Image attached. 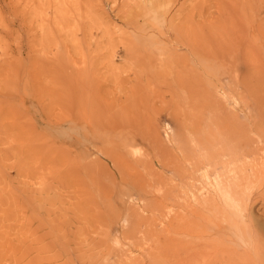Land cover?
Masks as SVG:
<instances>
[{"label": "rangeland", "instance_id": "1", "mask_svg": "<svg viewBox=\"0 0 264 264\" xmlns=\"http://www.w3.org/2000/svg\"><path fill=\"white\" fill-rule=\"evenodd\" d=\"M254 1L0 0V264H167L174 242L168 246L167 231L173 228L167 222L184 208L188 220L197 218L211 232L216 211L200 208L191 194H212L214 174L205 184L189 163L201 164L208 140L215 141L219 157L229 152L216 112L222 111L223 124L230 117L224 132L231 148L264 129V121L249 118L254 112L244 99L243 77L251 70L244 57L257 50L264 83V0ZM225 24H231L228 30ZM223 30L229 32L226 41ZM196 45L212 50L215 62L221 60L239 77L211 79L190 52ZM181 57L187 68L175 65ZM179 127L190 156L181 164L191 179L171 173L170 151L182 155L173 145ZM76 134L87 141L77 144ZM255 148L262 157L264 144L256 141L250 149ZM135 156L145 168L134 164ZM248 157L254 162L253 155ZM173 188L189 194L188 200L171 197ZM260 189L246 212L264 222ZM208 234H176L174 244L191 249L202 242L211 251ZM238 243L248 256L259 252L260 244ZM251 257L248 262H260ZM243 261L237 258L234 264Z\"/></svg>", "mask_w": 264, "mask_h": 264}, {"label": "bare ground", "instance_id": "2", "mask_svg": "<svg viewBox=\"0 0 264 264\" xmlns=\"http://www.w3.org/2000/svg\"><path fill=\"white\" fill-rule=\"evenodd\" d=\"M257 1L255 0L254 2H257ZM250 3H251V1H250ZM244 7H245L244 9H246V6H244ZM234 9L236 12V7ZM259 9H260V7H259ZM249 10H250V8H249ZM260 10H262V9H260ZM260 10H258V11H260ZM247 11H248V9H247ZM263 11H264V9H263ZM234 18L235 17H232V19H231V16L229 17V19H231V20H233ZM237 18H238V16H237ZM226 19H228V18H226ZM240 20H241V18H240ZM222 21H223V23H221V24H224L225 23L224 19H222ZM234 21H236V20H234ZM234 21H232V22L234 23ZM220 22H221V20H220ZM239 22L242 24V20H241V21L236 22L237 25L239 24ZM216 24H218V23H216ZM216 24H215V26H216ZM228 25L229 24L226 25L227 30L229 29ZM230 26H231V24L229 25V27ZM250 26H251V24H250ZM217 27L220 29V26H217ZM257 27L261 28L259 25ZM214 28H216V27H214ZM234 29L235 28L233 26V28H231V30H230V33H231V31L235 32L236 29H235V31H233ZM215 30H217V28ZM237 30H240V29L237 28ZM226 31H224V32L226 33ZM246 31H247V28H246ZM221 32H222V30H221ZM260 32H262V31H260ZM212 33H211V36H212ZM228 33H226V37L224 35L225 38H223V36L221 35V37L223 38L224 41H226ZM239 33H241V32H239ZM219 35H220V32H219ZM232 35H234V34H232ZM243 35L246 36V33ZM214 36H215V34H214ZM217 36H218V34H216V38H217ZM238 36L239 35H236V37L238 39V41L237 40L236 41H237V43H240L241 41H239ZM240 36H241V34H240ZM218 37H219L218 39L221 40L220 36H218ZM244 39L242 41H244ZM258 40L259 39H257V41ZM262 40H264V39H262ZM219 42H221V41H219ZM219 42H217V43H219ZM259 42L262 43L261 41H259ZM211 43L215 44L214 41H212ZM248 43H250V42H248ZM251 44L252 43L249 44L250 47H252ZM183 45H184V43H183ZM185 45H186V43H185ZM198 46L196 47L197 49H191L189 47L191 49V51L190 50L189 51L192 52V54H194L195 57L197 54V61H198L197 63L199 65V67H201L203 69V72L205 74L210 75L211 79H214V81H219V79L221 78L222 75L223 76L229 75V77L227 76V78H231L232 76L239 77V76H237L238 74H233L237 70L230 73L231 67H230V69H229V67L227 68L225 65L222 64L221 60L218 62H215V60L217 58L215 56L209 55V53L213 54L212 50H211V52H209L207 50L208 52L206 53V51L203 52V51L198 50L199 49ZM216 46H217V44H216ZM233 46H234V43H233ZM238 46H239V44H238ZM245 46H247V44ZM245 46H243L242 50L243 49L246 50L244 48ZM262 46L264 47V43ZM222 47H223V45H222ZM230 47L231 46H229V49H230ZM235 47L236 46H234V48ZM240 47H241V45L239 46V48ZM250 47L249 48L246 47V48H248L247 50H250ZM213 50H215V49H213ZM233 50L236 51L235 49H231V51H229V52H230V55L234 56V54H231V52ZM254 50H256V47ZM234 51L232 53H234ZM237 51H238V49H237ZM245 52L248 53L251 51H245ZM257 53L255 54V53L251 52L250 53L251 57H248V56L244 57V59L247 58V60H245L247 63H245V64L248 65V67H251L250 72L247 73L246 75L244 74L245 77H243L247 81V87H246L244 99H245L246 104H249V106L251 107V109H252L251 112H254L252 114H249V116H250L249 118H251L254 122L256 121V123H257V121H260V124H261V122L264 121V83H263V80L260 79V77L263 73L260 69V66H261L260 65V60H261L260 50H257ZM238 54H239V52H238ZM174 55H177V54H174ZM194 55H193V57H194ZM225 55H227V54H225ZM222 56H223V53H222ZM240 56H241V53H240ZM240 56H239V58H240ZM222 59H223V63L227 62V61H225L224 57H222ZM232 59L240 60L241 58L235 59V57H234ZM244 59H243V61H244ZM174 60H176V59H174ZM228 60H229V57H228ZM236 64H234V65L232 64L233 65L232 67H234ZM175 65H182L183 67H186V68L188 67L187 66L188 65L187 60L183 59V57L179 58V64H178V62H177V64L175 62ZM231 70H233V69H231ZM176 72H175V74L177 76L178 73H176ZM180 75H182V74H180ZM176 76H175V78H176ZM177 80H180V79H177ZM204 101L207 102L206 100H204ZM221 114H222V111H221V113L216 112L214 114V117H215L216 123H220L224 126V128L222 129V133L224 134V136L226 135V139L223 138L224 144H222V145H224L225 147L227 146L226 151L227 152L229 151V152L228 153L223 152L222 155L226 156V157L225 158L219 157V153L216 152L215 147H214L215 141L213 142L211 140H208L207 142H205L207 145H205L203 143L204 147L202 146L203 150H204V154H203V159L199 161L201 164L196 163L194 165L192 162L189 163L193 170L198 171V172L201 171L200 174L202 175V177H200V180L205 182V184H207V182H208L207 178H208L209 173L214 174V182L211 185L212 194H209V192H211L210 190L206 191L207 194L206 193L204 194L203 191H201V195L200 194H194V193L191 194V200L194 201L198 206H200V208H202V209L203 208L214 209V211H216L215 213L217 214V220H216V222L211 223L212 225L209 226V230L211 229V232L212 231L213 232L211 233V232L207 231V229H205L203 227L201 228V226L199 225L200 222H195L197 220V218L195 219V221L188 220L186 218V216H184L185 213L183 214L181 212V210H184L185 208L178 210L183 215H181L180 213L177 215L178 212L176 211L177 216L176 217L174 216L175 221H173V219H171L169 222H167V228L168 227H169V229L173 228L172 229L173 231H171V232L166 230L167 235H168L167 238H169V240L167 239L168 246L170 244L172 245V242L174 241L173 246L170 247L171 251H169L167 253V256H166V258H167L166 263L167 264H234V259H237V258L244 259L245 264H264V222L261 221V218L258 219L256 217H254L255 215L254 216L252 214L247 215V212H246L247 208L249 207V205H251L252 201L255 202V200L257 199V198H255V200H254L255 196L253 197V194L255 193V191L262 188V186L264 187V159H263L264 154L261 157V154H262V153H260L261 149H258V148L250 149L251 145L252 144L254 145V143L256 141L260 142V144L261 143L264 144V129L261 128V129H263L262 131L255 133V137L250 136V137L245 138L243 140L242 144L239 146V148L238 147L237 148L236 147L231 148L228 146V144H227L228 142L226 141L227 140L226 131L224 132V130L228 131L229 127L231 126L230 120H229L230 117H227L226 119L224 117V120L226 121V123L224 121V124H223V123H221V121L223 120L221 118ZM220 118L222 120H220ZM251 119H249V120H251ZM253 121H251V123ZM256 123L253 125H256ZM263 126H264V123H263ZM257 128H259V126ZM179 129H180L179 138H178V140L177 139L175 140L173 145L175 148H177L180 151V154H182V155L181 156L175 155L173 152L170 151V153H172V154H170V156L172 155V157H170V158H172V159H170V160H172V161H170V163H172V165H173V169H172L173 172L171 170L170 171L173 174L175 173L176 176L181 177V179H185V178L191 179L192 178L191 177V171H190V173H188L189 170H187L181 164V162H183L181 160L186 159V161H190V158H189L190 156L187 155L188 153H186V148L188 145L187 136H186L185 132L182 131V127H179ZM247 135L248 134H246L244 136H247ZM249 135H251V134H249ZM203 136H205V135H203ZM75 137H77V134ZM75 137H74V139H75ZM204 138L206 140L207 136ZM77 141H78L77 144H79V141L81 143L83 141V144H84V142L87 141V138L85 136H82L80 139L77 137ZM234 141L236 142L235 139H234ZM225 142H227V143H225ZM229 142L231 144V141H229ZM231 146H232V144H231ZM261 146H263V145H261ZM100 150H102V149H100ZM105 151L107 153L106 149H105ZM105 151H103V152H105ZM106 153H103V154L106 155ZM107 154H109V152ZM124 154H126V152ZM249 154L254 156L253 159H254L255 163L253 162V160H252V162H253L252 163L251 161H248L246 159ZM120 155H122V154H120ZM259 155L261 158L258 157L259 159H257L256 156H259ZM244 156H246V157H244ZM124 157H126V156H124ZM255 157L258 161L255 159ZM135 158H136V156H135ZM248 158H250V157H248ZM137 159L138 158L133 159V157H132V160H134L133 162H135L134 164H136V165L138 164V166L140 165V168H141V165H142L141 163L143 161L138 162ZM139 159H140V156H139ZM115 160H116V158H115ZM117 161H118L117 165L120 166L119 158L117 159ZM126 161H125V163H126ZM111 162H112V160H111ZM128 162H130V161H128ZM112 163H114V162H112ZM100 165H101V163H100ZM117 165H115V166H117ZM102 166H104V165L102 164ZM115 166H114V168H115ZM122 166H123V164H122ZM132 166H133V164H132ZM104 167H106V165ZM104 167H103V169H104ZM133 167H135V166H133ZM143 168H145V166H143ZM143 168H141V169H143ZM237 168H238V170H242L243 173H240L237 170ZM97 169H99V167H97ZM83 171L85 172V170H83ZM138 171H139V169H138ZM139 172H138V174H139ZM106 173L107 174L109 173V175L111 174V172H106ZM120 174H121V172L119 173V176H122V174L121 175ZM138 174H136V175H138ZM175 174H174V176H175ZM141 176H142V174L138 177V179ZM102 177H103V175H102ZM106 178H108V180H109L111 178V176L106 175ZM127 179H128V177L126 178V181H127ZM108 180H106V181H108ZM120 181L124 182L121 179H120ZM136 182H139V181H136ZM134 183H135V181H134ZM129 184H130V182H129ZM129 184H128V188L130 186ZM124 185H125V183H124ZM113 186L114 185H112L111 187H113ZM141 186L142 185L139 184V185L135 186L134 188L139 189ZM126 187H127V184H126ZM145 187H147V185H145ZM105 189H106V187H105ZM124 189L126 190V188H124ZM131 189H132V185H131ZM260 190H262V189H260ZM140 191H143L142 188ZM145 191H147V190H145ZM156 191L159 192L160 190L157 189ZM171 191H173V193H174V195H171V197L174 196V197L183 198L182 196H185L183 192H182L183 195H181V192L176 191L174 188ZM169 193H171V192H169ZM108 194H110L109 190H108ZM130 194H132V193H130ZM188 195H187V197H189ZM256 196H257V194H256ZM187 197H186V199H187ZM189 202H190V200H189ZM178 203H176V204L178 205ZM180 204H181V202H180ZM218 204H220L221 209L215 208ZM197 205H196V207L194 205V207L197 208ZM174 206H176V205H174ZM157 207H158V205H157ZM178 207H179V205H178ZM187 207H188V205H187ZM174 209H175V207H174ZM176 209H177V207H176ZM187 209L190 212L191 208L189 207ZM249 209H251V206L249 207ZM171 210L175 213V211L173 209H171ZM171 210H169V211H171ZM214 211L213 212L211 211V212L214 213ZM200 212L202 213V211H200ZM174 213H171V214H174ZM190 213H192V212H190ZM193 213L195 214L196 212L194 211ZM206 213H208V211H206ZM197 214H199V213H197ZM137 215H136V217H137ZM157 216H159V215H157ZM163 216H164V214H163ZM201 217H202V215H201ZM160 218L162 219V216ZM167 218L164 219L165 223H166V220H168ZM202 218H201V222H202ZM155 219H156V217H155ZM157 219H158L157 221L163 220V219L162 220L159 219V217ZM193 219H194V217H193ZM206 222H208V221H206ZM205 226H207V225H205ZM196 231H200L203 233H209L208 234V237L210 238L209 248L211 249V251L206 250V247H203L202 246L203 244L201 245L202 242L197 243L196 246H194L195 248H191V249H187V244L182 245L180 248H176V246L178 244L177 242H176L177 243L176 245L174 244L175 240L177 239L176 234L177 235L183 234V235L188 237V236H192V234H194ZM170 233H173V235H170ZM212 235L215 236L214 239H211L213 237ZM225 236H228V239H226ZM223 239L225 240V244H223ZM179 241L181 242V244L186 242L185 240H179ZM238 242H243V243L250 244V245L252 243L260 244V247H257V249H259V252L258 253H251V255L253 257L257 256V258L259 259L260 262H255L253 260L248 262L249 259H254V258H252L250 254H249V256H250L249 257L248 252H245V250L238 249V247H237L239 244ZM244 261H243V263H244Z\"/></svg>", "mask_w": 264, "mask_h": 264}]
</instances>
